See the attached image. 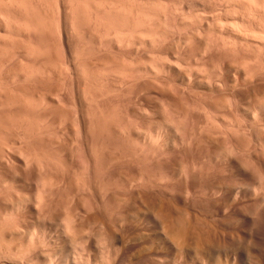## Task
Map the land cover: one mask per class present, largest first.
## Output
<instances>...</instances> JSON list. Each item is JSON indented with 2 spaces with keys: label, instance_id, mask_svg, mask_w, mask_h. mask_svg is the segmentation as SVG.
Here are the masks:
<instances>
[{
  "label": "rangeland",
  "instance_id": "1",
  "mask_svg": "<svg viewBox=\"0 0 264 264\" xmlns=\"http://www.w3.org/2000/svg\"><path fill=\"white\" fill-rule=\"evenodd\" d=\"M16 1L18 0L13 2L12 0H0V243L2 246L4 245L3 249L6 246L7 248L12 246V250L16 248L24 252L26 247L25 251L27 252L29 245L33 243L28 251L30 253L24 252L26 255L28 254L26 259L33 261L32 264H45L46 258L51 259V264H107L108 259L106 258L110 259L108 264H134L136 262L134 254L139 249L133 248L132 245L146 238V245L150 246L148 239L155 238L157 232L159 230L161 232L164 227L162 220L159 218L161 220L159 221L158 218H155L154 212H151L153 206L169 203L172 206L179 204L196 209L191 220L197 214L196 218L204 219L203 223L210 221L215 227L220 226L218 228H224L223 223L229 224L225 230L221 229V231H225L227 240L232 241V246L229 244L230 241L227 246L225 245L229 246V249L235 248L234 244L242 246L240 249H244V245L249 239L245 236H248L250 226L240 222L243 215L256 214V216L249 217L248 215L247 217L251 220L253 217L256 219H253L257 226L255 230L259 237H264V117L254 121V119L236 111L238 99V102L244 101L251 93L256 94L258 91L261 93L264 91V81L260 83V80H264V76H262L264 75V55L258 51L246 50L242 52V49H237L239 52L236 49H233L232 52L224 51L222 44V47H219L221 50H219L215 45L220 43V39L217 37L216 40L217 35L212 36L213 31L210 29L211 27H208L211 25V21L204 20V25L190 23L183 27L179 26L182 14V17L187 15L190 18L189 15L193 16L195 13L198 14V10V12L203 10L201 12L204 14L208 12L210 16L213 12L212 8L217 10L214 9V14L222 12L223 8L227 9L226 6L230 5L227 2L232 0L223 4L216 0L222 8L218 7L217 3L213 7L211 0H209L212 4L210 7L207 5L210 3L208 0L204 4H200L201 0H189V4L187 2L185 4L184 12L181 8L180 15L179 13L174 15L176 13H171L172 10H170L172 5L174 7L173 2L177 0H117L118 2L115 0L117 3L115 5L120 4L125 7L122 8L119 5L124 10L123 13L120 12L119 16L116 14L117 16L112 17L114 25L116 22L119 24V27H116L117 25L115 27L120 29L121 22L125 20L124 16L129 14L131 28L132 30L135 28L133 31L137 35L144 33L147 27H151L150 29L153 31V26L156 23V16L153 14L150 17L152 19L148 18L151 15L145 18L148 20L144 24V20L140 22L141 17L139 18L137 13L144 8L145 4L151 8L153 5L154 8H161L160 11L163 9L164 14L168 10L169 21L167 22V17H164L168 25L163 19V24L160 27L161 30L168 26L173 29L170 27V32V29L166 28V30L169 29L167 36V31H162L165 39L162 37L166 42L159 41L162 38H157L153 45L135 44L136 46L128 45L129 47L105 41V34L113 30L114 25L111 24L113 28L110 29L111 25L109 24V27L107 23H113V20L109 21L106 14L103 16L102 10L106 1L113 3V0ZM90 1H93L95 6L100 7V11L103 12L97 13L100 16H97L100 20L98 23L103 24L102 28L99 26L100 24L93 23L96 21L97 14H95L96 11H93L94 3L92 4ZM162 1L164 5L160 4ZM184 1L182 2L185 3ZM158 4L168 8L159 7ZM232 5L230 6L232 7ZM230 6L227 7L231 8ZM76 7L78 8L76 9ZM164 9L166 10L164 11ZM201 12L199 14H202ZM124 13L127 15H122ZM165 15L167 16V14ZM105 21L108 22L104 24ZM7 22L11 25L10 28ZM24 22L27 23L26 28H28L29 22L32 25L42 26L43 32L40 28L38 29V26L36 29H30L33 26H29V29L26 30ZM96 24L100 28L94 27ZM146 24L148 25L146 26ZM141 26L144 27L141 28ZM37 29L38 33H36ZM141 30L142 32H140ZM149 33L148 35H151L153 32ZM101 37L102 39H100ZM188 38H191L190 42L187 41ZM206 40H209V43ZM201 46L207 47L205 53L200 51ZM225 49L230 50L229 48ZM161 59L164 60L163 62L174 61L175 64L177 63L178 69L184 72L194 68L199 69L201 70L200 74L204 72L217 74L226 67L234 68L236 65L239 67L238 65L241 63L244 70L247 69L246 72L249 71L251 75L257 74L253 84L255 82L258 91L253 92L256 87L252 82L253 87L251 84L241 86L242 84L238 83L239 87L234 89L236 91L225 90L224 93L222 90L217 95L200 87L186 88L176 83L174 80L176 71L161 76L160 74L136 72V68L150 65L155 60L160 62ZM242 60H245L244 63ZM199 70L198 72H200ZM258 76L261 78H257ZM257 82L259 83L257 84ZM244 86L245 89H242ZM229 91L235 93L231 94ZM227 95L233 98L234 102L230 103L232 106L227 104L228 101L225 98L228 97ZM262 96H260V102H264ZM223 104L225 105L222 106ZM216 105L218 107L220 105V107L217 108ZM206 109L207 112H205ZM215 110L217 111L215 112ZM181 121L186 123L183 124ZM230 123L235 127L229 126ZM168 124L169 126H167ZM178 124L185 126L187 124L188 132L186 130L185 135H183L184 131L182 133L178 128ZM174 131H178L179 134ZM152 139L155 140L154 143H152ZM235 147H240L244 151H237ZM24 154L30 156V159L28 160ZM25 159L27 160L25 161ZM238 163L240 164L238 165ZM233 165L240 167L241 171H238ZM223 183L226 186L230 184V186L239 187L240 185V189L243 191L237 206L229 214H220L214 209V204L228 202L226 194H215L218 188L225 186ZM249 184L258 188L260 199L254 194L255 192L247 191L245 193ZM177 212L181 215L184 211ZM187 215L186 213L183 217L187 218ZM189 215L188 217H191ZM200 218H198L199 221ZM232 218L235 221L234 225ZM99 219L102 222H99ZM211 220L214 222L216 220V223L214 224ZM225 220L228 221L225 222ZM185 221L186 219H184ZM68 222L72 229H67ZM200 222L202 223V221ZM210 222L209 224L207 222L203 227L214 228ZM201 223L200 226L203 225ZM216 224L218 225L216 226ZM258 229L260 232L262 231V234L258 233ZM237 232L240 234L239 238L243 237V241L246 239L245 244L240 243L241 240L238 241ZM233 234L237 241L233 239ZM148 236L149 238H147ZM103 239L105 240L103 241ZM227 240L224 244L227 243ZM10 241L13 245H10ZM105 241L106 243H104ZM106 244L108 247L105 246ZM111 244L114 245V249L110 247L112 251L107 253L106 248L110 250ZM16 249L13 250L14 253H23ZM116 249L117 252H115ZM172 252L165 255L163 259L160 256L158 262L146 259L145 262L137 261L135 264H183L182 258H178L177 253ZM28 256L29 258H27ZM165 257L166 261H164ZM0 259V264L21 263L17 258H12L14 261L3 257Z\"/></svg>",
  "mask_w": 264,
  "mask_h": 264
},
{
  "label": "bare ground",
  "instance_id": "2",
  "mask_svg": "<svg viewBox=\"0 0 264 264\" xmlns=\"http://www.w3.org/2000/svg\"><path fill=\"white\" fill-rule=\"evenodd\" d=\"M14 0H12V2H13ZM19 1V0H18ZM18 1H16V2H18ZM114 1V2H113ZM112 2L113 3H109V2H107L106 1V5H104L105 7H103V12H101L100 11V7H98V6H95V3L92 1H90L92 4L94 3V5H93V11L95 12L96 11V13L95 14H97L99 11V13H103V16L106 14L107 15V17H109V21L110 20H113L112 19V17H115V15L117 14H119L120 12L121 13H123L122 11H124V10H122L120 7H119V5L120 4H118V5H115V4H117L116 2H115V0H113ZM117 1V0H116ZM182 1H184V0H182ZM180 2V0H177V1H174L173 3H174V7H173V5H172V7H171V9L170 10H172V12L171 13H176V14H174V15H177V13H179V15L182 13L181 11H182V9H183V12H184V7H185V4H186V2L189 4V0L188 1H184L185 3H183V2ZM202 2H203V0H201ZM209 1V0H208ZM215 3H214V2ZM211 0V2H212V4H213V7H215V4L217 3V1L216 0ZM228 0H225L224 2H220V0H219V2L218 3H220V4H223V3H225V2H227ZM229 1H231V0H229ZM234 1V2H233ZM262 1V2H261ZM21 2V1H20ZM26 2V1H25ZM75 2V1H74ZM118 2V1H117ZM167 2V1H166ZM193 2V1H192ZM191 2V3H192ZM197 2V1H196ZM200 2V1H199ZM200 3V4H204L205 2H207L206 0L203 2V3ZM210 2V1H209ZM211 2L208 4L207 3V5L210 7L212 4H211ZM23 3V2H22ZM22 3H20V4H22ZM31 3V2H30ZM90 3V4H91ZM100 3V2H99ZM98 3V4H99ZM108 3V4H107ZM123 3V2H122ZM126 3V2H125ZM147 3V2H146ZM184 4V6H183V4ZM193 3H195V1L193 2ZM218 3H217V6L218 7H221V5L219 4L218 5ZM228 3H230V5H232L233 3V5H232V7L230 6V5H227ZM232 3V4H231ZM8 4V3H7ZM14 4V3H13ZM12 4V5H13ZM17 4V3H16ZM27 4V3H26ZM26 4H25V6H26ZM91 4V5H92ZM101 4V3H100ZM100 4H99V6H100ZM143 4V3H142ZM160 4H162V5H164L163 4V1L160 3ZM227 6H230L231 8H228L227 6H226V8L227 9H225V8H223V11L222 12H220L219 10V8H217V9H219L218 11L219 12H216V14H214L213 12H215L214 11V9L215 8H212L213 9V12H212V10H211V8H210V10H211V15L209 16V13L207 12V13H205L204 14V12H201V11H203V10H200V12L203 14H199L200 12H198L197 11V13L198 14H196L195 13V15L193 14V16L191 17L190 15H189V17L190 18H188L187 17V15H186V17H182V15H181V18H180V22H179V26H181V27H183V26H185V25H189L190 23L192 24V23H201V24H203L206 20L209 22V21H211V25L210 26H208V27H211L210 29H212V31H213V33H211L210 31V33L212 34V36L214 35L215 36V34L217 35L216 36V40L219 38L220 39V43H217L218 45H223L224 47V51L226 50V51H233V49H242L241 51L243 52V51H253V52H260V54L262 53L263 55H264V0H232L231 2H227ZM28 5V4H27ZM37 5V4H36ZM73 5V4H72ZM159 5V4H158ZM171 5V4H170ZM181 5V6H180ZM198 5V4H197ZM9 6V5H8ZM15 6H17V5H15ZM121 6V5H120ZM123 6H125V5H123ZM129 6V5H128ZM154 6V5H153ZM152 6V8H151V6H148V5H144V8H143V6H142V8L143 9H141V10H139V12L137 13L138 14V17L140 18V22L141 21H143V24L145 23V21L146 20H148V19H145L146 17H148L149 15H151V16H149L148 18L149 19H152V18H150V17H152V14L153 15H155L156 16V23L154 24V30L152 31L150 28V25H149V27L150 28H148L147 27V29L144 31V33L142 32V30L140 31V32H142V33H140V34H138L137 35V33L135 34V28L132 30V23L130 22V20H129V17L130 16H128L127 15V13H124V14H122V15H127L126 17L124 16V18H125V20L124 21H122L121 22V28L120 29H118V28H116V27H119L118 25V23L116 22V20H115V25H114V20H113V23H107V25H111V24H113L114 25V28H113V25H111V28L110 29H112L113 28V30H110V32L108 31V33H106L105 34V41H108L109 43H115V44H123V45H134V46H136L135 44H140V46L141 45H143V44H145V45H147V44H149V45H153L154 43V41H155V43H156V39L158 38V39H161V40H159V41H164V42H166L164 39H165V36L163 35V32L162 31H164L165 32V30H166V28H169L170 29V27L171 26H168V27H164V30H161L160 29V27L162 26V24H163V19H164V17H167L166 19H167V22L169 21L168 20V10H167V12H165V14H167V16L164 14V12H163V9L160 11V9L161 8H154ZM161 5H159V7H160ZM183 6V7H182ZM188 6V5H187ZM202 6H204V5H202ZM223 6V5H222ZM32 7V6H31ZM122 7V6H121ZM162 7V6H161ZM164 7V6H163ZM162 7V8H163ZM206 7V6H205ZM205 7L203 8L204 10H205ZM25 8V7H24ZM28 8V7H27ZM29 8H30V6H29ZM74 8V7H73ZM78 7H76V9H77ZM122 8H125V7H122ZM132 8V7H131ZM164 8H168V7H164ZM182 8V9H181ZM192 8H194L195 9V7L194 6H192ZM192 8H189L188 7V9H191L192 10ZM197 8H198V6H197ZM208 8V7H207ZM206 8V9H207ZM222 8V7H221ZM12 9H13V7H12ZM35 9V8H34ZM39 9V8H38ZM72 9V8H71ZM80 9V8H79ZM102 9V8H101ZM134 9V8H133ZM201 9V8H200ZM22 10V9H21ZM25 10H27V11H29L28 9H25ZM74 10V9H73ZM129 10H131L132 11V9H129ZM135 10V9H134ZM166 9H164V11H165ZM170 10H169V12H170ZM191 10H189V11H191ZM197 10V9H196ZM216 10V9H215ZM26 11V12H27ZM35 11H36V9H35ZM76 11V10H75ZM78 11H80V10H78ZM126 11V10H125ZM127 11H128V9H127ZM189 11H188V14H189ZM207 11V10H206ZM217 11V10H216ZM4 12V11H3ZM19 12V11H18ZM74 12V11H73ZM81 12V11H80ZM132 12H136V11H132ZM193 12H195V11H193ZM192 12V13H193ZM210 12V11H209ZM120 13V14H121ZM128 13H130L129 11H128ZM170 13V14H171ZM7 14V13H6ZM22 14V13H21ZM32 14V13H31ZM74 14V13H73ZM132 14V13H131ZM169 14V15H170ZM185 14H187V13H185ZM213 14V15H212ZM34 15V14H33ZM80 15V14H79ZM116 15V16H117ZM136 15V14H135ZM34 16H36V15H34ZM98 16V14L96 15V17ZM119 16V15H118ZM171 16V15H170ZM6 17V16H5ZM12 17V16H11ZM98 17H100V16H98ZM97 17V18H98ZM110 17H111V19H110ZM121 18H123L122 16H120ZM137 17V16H136ZM154 17V16H153ZM175 17V16H174ZM3 18V17H2ZM35 18V17H34ZM96 18V21H93V23L95 22V23H97V24H100V23H98V21H100L99 20V18L97 19ZM119 18V17H118ZM118 18H116V19H118ZM123 18V19H124ZM131 18V17H130ZM4 19V18H3ZM2 19V20H3ZM75 19V18H74ZM95 19V18H94ZM100 19H102V18H100ZM104 19H106V18H104ZM138 19V18H137ZM166 19H164V21L166 22ZM13 20V19H12ZM12 20H9V21H12ZM22 20H23V18H22ZM41 20V19H40ZM107 20V19H106ZM205 20V21H204ZM26 21V20H25ZM31 21H33V19H31ZM38 21V20H37ZM90 21V20H89ZM88 21V22H89ZM101 21H104V20H101ZM118 21V20H117ZM119 21H120V18H119ZM136 20L134 19V22H135ZM153 21V20H152ZM161 21H162V23H161ZM204 21V22H203ZM5 22V21H4ZM4 22H3V24H4ZM13 22V21H12ZM15 22V21H14ZM16 22H17V20H16ZM44 22V21H43ZM91 22V21H90ZM106 22H108V21H105V22H103L104 24L106 23ZM138 22H139V20H138ZM139 22V23H140ZM147 22V21H146ZM167 22H166V24H167ZM8 23V22H7ZM25 23V22H24ZM41 23V22H40ZM74 23V22H73ZM86 23V22H85ZM120 23V22H119ZM123 23V24H122ZM154 23V22H153ZM177 23V22H176ZM26 24L27 23H25L24 25V27H25V29L27 30V29H29V26L30 27H32V28H30V29H33V28H37V26H38V29L40 28V30L42 31V26H40V25H36V24H34V25H32V24H30V22H29V24L27 25V27L28 28H26ZM38 24V23H37ZM46 24V23H45ZM95 25L94 27H98V25ZM134 24V23H133ZM136 24H138V23H136ZM135 24V26H137ZM148 24H149V22H148ZM148 24H146V26L148 25ZM205 24V23H204ZM203 24V25H204ZM8 26H9V28H10V24L8 23L7 24ZM19 25V24H18ZM36 25V26H35ZM72 25V24H71ZM78 25H79V23H78ZM93 25V24H92ZM101 25L103 26V24H100L99 26L101 27ZM106 25V26H107ZM110 25H109V27H110ZM117 25V26H116ZM168 25V24H167ZM200 25V24H199ZM209 25V24H208ZM5 26H6V24H5ZM15 26H17V25H15ZM44 26V25H43ZM47 26V25H46ZM90 26H91V24H90ZM89 26V27H90ZM116 26V27H115ZM134 26V27H135ZM138 26H140L139 24H138ZM145 26V25H144ZM144 26H141V28H143ZM164 26V25H163ZM166 26V25H165ZM191 26V25H190ZM198 26V25H197ZM196 26V27H197ZM14 27V26H13ZM100 27H98V28H100ZM105 27V26H104ZM108 27V26H107ZM153 27H152V29H153ZM8 28V27H7ZM23 28V27H22ZM45 28V27H44ZM102 28V27H101ZM140 28V29H141ZM146 28V27H145ZM144 28V29H145ZM191 28V27H190ZM205 28V27H204ZM203 28V29H204ZM16 29H18V28H16ZM37 29V32L36 33H38V30ZM97 29V28H96ZM106 29H108L109 30V28H106ZM143 29V30H144ZM169 29H167V30H169ZM171 29H172V27H171ZM171 29L169 30L170 32H171ZM179 29V28H178ZM182 29V28H181ZM183 29H185V28H183ZM203 29H201V30H203ZM209 29V28H208ZM208 29H206V30H208ZM209 29V30H210ZM7 30V29H6ZM20 30V29H19ZM98 30V29H97ZM102 30V29H101ZM100 30V31H101ZM105 30V29H104ZM138 30V29H137ZM166 30V31H167ZM173 30V29H172ZM29 31V30H28ZM36 31V30H35ZM40 31V32H41ZM46 31V30H45ZM49 31V30H48ZM81 31V30H80ZM114 31V32H113ZM153 33H152V32ZM169 31H167V34H166V36L168 35V32ZM197 31H199V30H197ZM43 32V31H42ZM107 32V31H106ZM149 32H151V33H149ZM193 32V31H192ZM191 32V33H192ZM203 32H204V30H203ZM9 33V32H8ZM18 33V32H17ZM16 33V34H17ZM30 33V32H29ZM47 33V32H46ZM95 33H96V31H95ZM148 33L149 34H151V35H148ZM181 33V32H180ZM187 33V32H186ZM185 33V34H186ZM194 33V32H193ZM209 33V34H210ZM82 34V33H81ZM90 34V33H89ZM175 34V33H174ZM208 34V33H207ZM5 35V34H4ZM18 35V34H17ZM93 35H95V34H93ZM140 35V36H139ZM178 35V34H177ZM180 35V34H179ZM10 36V35H9ZM164 37V39H163V37ZM193 36V35H192ZM192 36H190V37H192ZM195 36V35H194ZM204 36V35H203ZM8 37V36H7ZM90 37V36H89ZM93 37V36H92ZM98 37H100L99 35H98ZM98 37H96V38H98ZM181 37V36H180ZM184 37V36H183ZM218 37V38H217ZM94 38H95V36H94ZM195 38V37H194ZM208 38V37H207ZM210 38H212V37H210ZM100 39H102V37L100 38ZM103 39H104V35H103ZM191 38H188L187 39V41H189ZM199 39V38H198ZM89 40V39H88ZM99 40V39H98ZM194 40V39H193ZM211 40V39H210ZM215 40V39H214ZM215 40V41H216ZM90 41V40H89ZM93 41V40H92ZM104 41V42H105ZM158 41V40H157ZM186 41V40H185ZM186 41V42H187ZM205 41V40H204ZM206 41H208V43H209V40H206ZM214 41V43L216 44V42ZM99 42H101L100 40H99ZM103 42V41H102ZM185 42V43H186ZM190 42V41H189ZM194 42V41H193ZM211 42H213V41H211ZM95 43V42H94ZM202 43V42H201ZM214 43H212L213 45H214ZM98 44V43H97ZM96 44V45H97ZM174 44V43H173ZM178 45H179V43H177ZM194 44V43H193ZM215 45L216 47H218V49H219V47H222V45L221 46H218V45ZM100 45H101V43H100ZM122 45V46H123ZM203 45V44H202ZM93 46V45H92ZM155 46V45H154ZM177 46V45H176ZM99 47V46H98ZM121 47V46H120ZM129 47V46H128ZM157 47V46H156ZM163 47V46H162ZM172 47V46H171ZM180 47V46H179ZM187 47V46H186ZM119 48V47H118ZM140 48V47H139ZM152 48V47H151ZM225 48H229L230 50H228V49H225ZM99 49V48H98ZM142 49V48H141ZM147 49V48H146ZM166 49V48H165ZM185 49V48H184ZM206 49H207V47H203V46H201V49H200V51L202 50L203 52L205 51L206 52ZM39 50V49H38ZM187 50V49H186ZM190 50V49H189ZM194 50V49H193ZM208 50H209V47H208ZM219 50H221V48L219 49ZM223 50V49H222ZM237 50V51H238ZM96 51V50H95ZM168 51V50H167ZM172 51V50H171ZM178 51V50H177ZM236 51V52H237ZM40 52H42V51H40ZM204 52V53H205ZM221 52V51H220ZM239 52V51H238ZM31 53V52H30ZM212 53V52H211ZM250 53V52H249ZM36 54V53H35ZM39 54V53H38ZM42 54V53H41ZM156 54V53H155ZM233 54V53H232ZM240 54V53H239ZM258 54V53H257ZM27 55V54H26ZM33 55V54H32ZM202 55H205V54H202ZM243 55V54H242ZM252 55V54H251ZM158 56V55H157ZM173 56V55H172ZM245 56V55H244ZM129 57V56H128ZM131 57V56H130ZM149 57H151V56H149ZM166 57V56H165ZM178 57V56H177ZM185 57V56H184ZM225 57V56H224ZM243 57V56H242ZM258 57V56H257ZM214 58V57H213ZM150 59H152V58H150ZM163 59V58H162ZM162 59L160 60V62L158 61V62H156V60L152 63V64H150V65H144V66H140L139 68H136V72H144V73H148V74H160V76L163 74V75H169L171 72H175L176 71V76H175V78H174V80H175V82L176 83H179V84H181L182 86H184V87H200V88H202V89H204V90H207L208 92L210 91L212 94H217L219 91H224V93H225V90L226 91H228V90H234L235 88H237V87H239V84L241 83L242 85L241 86H243V85H245V86H249V84H251V82H252V84H253V81L256 79L255 78V75L257 76V74H250L249 73V71L248 72H246V70H244V68H243V66H241V63H239V67H236L235 66V64H234V68H232V66H231V64H230V66L231 67H226V68H224L223 70H221L219 73H217V74H212L211 72H204V73H202V74H200L201 73V70H199V69H191V70H188V71H186V72H184V71H181V69H178L179 67H177V63L175 64L174 63V61H169L168 62V60H167V62H163L162 61ZM182 59V58H181ZM198 59V58H197ZM245 59V58H244ZM246 59H247V57H246ZM154 60V59H153ZM152 60V61H153ZM189 60V59H188ZM191 60V59H190ZM259 60V59H258ZM150 61V60H149ZM149 61H147V63H150ZM176 61V60H175ZM187 61V60H186ZM243 61V60H242ZM245 61V60H244ZM244 61H243V63H244ZM251 61V60H250ZM249 61V62H250ZM256 61V60H255ZM133 62V61H132ZM137 62V61H136ZM156 62V63H155ZM188 62V61H187ZM190 62V61H189ZM197 62V61H196ZM241 62V61H240ZM146 63V64H147ZM191 63V62H190ZM251 63V62H250ZM136 64V63H135ZM138 64V63H137ZM178 64H179V62H178ZM198 64H199V62H198ZM255 64H257V63H255ZM133 65H134V63H133ZM142 65V64H141ZM197 65V64H196ZM251 65H252V63H251ZM136 66V65H135ZM202 66V65H201ZM242 68H241V67ZM245 66V65H244ZM248 66V65H247ZM185 68V67H184ZM183 68V69H184ZM247 68H249V67H247ZM262 68V67H261ZM114 69V68H113ZM128 69V68H127ZM130 69V68H129ZM188 69V68H187ZM202 69V68H201ZM204 69V68H203ZM202 69V70H203ZM219 69V68H218ZM217 69V70H218ZM254 69V68H253ZM263 69V68H262ZM43 70V69H42ZM133 70V69H132ZM198 70L200 71V72H198ZM213 70V69H212ZM255 70V69H254ZM260 70V69H259ZM32 71V70H31ZM34 71V70H33ZM32 71V72H33ZM41 71V70H40ZM206 71V70H205ZM208 71V70H207ZM108 72V71H107ZM217 72V71H216ZM254 72H256V71H254ZM104 73V72H103ZM211 73V74H210ZM215 73V72H214ZM257 73V72H256ZM260 73V72H259ZM32 74V73H31ZM46 74V73H45ZM44 74V75H45ZM107 74V73H106ZM135 74V73H134ZM42 75H43V72H42ZM115 75V74H114ZM261 75V74H260ZM34 76V75H33ZM89 76V75H88ZM124 76V75H123ZM129 76V75H128ZM262 76H264V75H262ZM154 77H156V76H154ZM132 78V77H131ZM160 78V77H159ZM257 78H259V76L257 77ZM261 78V77H260ZM259 78V79H260ZM117 79V78H116ZM119 79V78H118ZM166 79V78H165ZM264 79V78H263ZM159 80V79H158ZM132 81V80H131ZM168 81V80H167ZM256 81V80H255ZM261 81H264V80H260V83H261ZM118 82V81H117ZM155 82V81H154ZM169 82V81H168ZM174 82V81H173ZM135 83V82H134ZM156 83V82H155ZM239 83V84H238ZM259 82H257V84H258ZM118 84V83H117ZM138 84V83H137ZM152 84H153V82H152ZM252 84H251V86H252ZM254 87H256L255 86V82H254ZM159 86V85H158ZM171 86V85H170ZM245 86H244V88H242V89H245ZM250 86V87H251ZM261 86H262V84H261ZM148 87V86H147ZM249 87V88H250ZM253 87V86H252ZM259 87H260V85H259ZM153 88V87H152ZM162 88V87H161ZM166 89H168V88H166ZM241 89V88H240ZM246 89H248L247 87H246ZM252 89V88H251ZM264 89V88H263ZM165 90V89H164ZM190 90V89H189ZM201 90V89H200ZM254 90V89H253ZM258 91V89H257V87H256V89L253 91V92H255V91ZM151 91V90H150ZM168 91V90H167ZM175 91V90H174ZM185 91V90H184ZM194 91V90H193ZM234 91H236V90H234ZM238 91V90H237ZM262 91V90H261ZM166 92V91H165ZM230 92V91H229ZM248 92V91H247ZM221 93V92H220ZM231 93V92H230ZM232 93H235V92H232ZM231 93V94H232ZM244 93V92H243ZM245 93H246V90H245ZM249 93V92H248ZM222 94V93H221ZM238 94H240V93H238ZM242 94V93H241ZM250 94V93H249ZM251 94H253V93H251ZM247 95L248 97H247V99H245L244 101H240V102H238V100H237V102H236V111L240 114V113H242V114H245L247 117H249V118H252V119H254V121L257 119V118H261V117H264V102H260V96H262V95H264V91H262V93L261 92H257L256 94H253V95ZM163 95V94H162ZM193 95V94H192ZM218 95V94H217ZM245 95V94H244ZM213 96V95H212ZM228 96V95H227ZM234 96H236V95H234ZM202 97V96H201ZM237 97V96H236ZM240 97V96H239ZM263 98H264V96H262ZM197 98H198V96H197ZM226 99H227V101H228V103L227 104H229V105H231L230 103L232 102H234L233 101V98H231L230 96H228V97H225ZM237 99V98H236ZM221 100V99H220ZM264 100V99H263ZM262 101V100H261ZM198 102V101H197ZM223 102V101H222ZM200 103V102H199ZM217 103V102H216ZM221 103V102H220ZM186 104V103H185ZM187 104H189V103H187ZM214 104V103H213ZM226 104V105H227ZM202 105V104H201ZM225 104H223L222 106H224ZM206 106V105H205ZM209 106V105H208ZM217 106V105H216ZM228 106V105H227ZM227 106H226V109H227ZM232 106V105H231ZM230 106V107H231ZM187 107V106H186ZM207 107V106H206ZM219 107H220V105H219ZM218 106H217V108H219ZM202 108V107H201ZM208 108V107H207ZM223 108V107H222ZM225 108V107H224ZM228 108H229V106H228ZM193 109V108H192ZM205 109V108H204ZM141 110V109H140ZM187 111V110H186ZM189 111V110H188ZM217 110H215V112H216ZM224 111H226V110H224ZM205 112H207V109H206V111ZM144 113V112H143ZM146 113V112H145ZM181 113H183V112H181ZM187 113V112H186ZM153 114V113H152ZM207 114V113H206ZM232 114V113H231ZM150 115V114H149ZM176 115V114H175ZM186 115V114H185ZM212 115V114H211ZM218 115V114H217ZM227 115V114H226ZM179 116V115H178ZM186 117V116H185ZM209 117H210V115H209ZM224 117V116H223ZM226 117V116H225ZM218 118V117H217ZM185 119V118H184ZM187 119V118H186ZM211 119V118H210ZM221 119V118H220ZM225 119H227V117L225 118ZM179 120V119H178ZM178 120H177V123H178ZM183 120V119H182ZM212 120V119H211ZM215 120V119H214ZM222 120V119H221ZM221 120H219V121H221ZM180 121V120H179ZM213 121V120H212ZM226 121V120H225ZM233 121V120H232ZM166 122V121H165ZM164 122V123H165ZM182 122V121H181ZM181 122H179V123H181ZM184 122V121H183ZM182 122V123H183ZM211 122V121H210ZM223 122V121H222ZM229 122V121H228ZM160 123V122H159ZM162 123V122H161ZM172 123V125H173V122H170V124ZM175 123H176V121H175ZM186 123V122H185ZM185 123H183V124H185ZM214 123V122H213ZM216 123H219V122H216ZM247 123V122H246ZM252 123H253V121H252ZM256 123V122H255ZM177 125L178 126V128L179 129H181V131H182V133H183V131H184V134L183 135H185V132H186V128L188 127L187 126V124H186V126L185 125ZM208 124V123H207ZM235 124V123H234ZM239 124V123H238ZM263 124V123H262ZM194 125V124H193ZM213 125V124H212ZM219 125V124H218ZM242 125V124H241ZM259 125V124H258ZM261 125V124H260ZM162 126H163V124H162ZM167 126H169V124L167 125ZM167 126H166V128H167ZM173 126H176V124L175 125H173ZM208 126V125H207ZM214 126H215V124H214ZM224 127H225V125H223ZM227 126V125H226ZM229 126H232V123H230V125ZM237 126V125H236ZM204 127V126H203ZM212 127V126H211ZM219 127V126H218ZM217 127V128H218ZM232 127H235V126H232ZM251 127V126H250ZM165 128V129H166ZM170 128H172V127H170ZM175 128V127H174ZM178 128H176L177 130H178ZM210 128V127H209ZM220 128V127H219ZM227 128H228V126H227ZM230 128V130H231V127H229ZM240 128V127H239ZM161 129H162V127H161ZM236 129V128H235ZM155 130V129H154ZM167 130V129H166ZM209 130V129H208ZM222 130V129H221ZM225 130V129H224ZM228 130V129H227ZM260 130V129H259ZM170 131V130H169ZM168 131V132H169ZM203 131V130H202ZM207 131V130H206ZM212 131V130H211ZM219 131V130H218ZM226 131V130H225ZM234 131V130H233ZM263 131V130H262ZM129 132V131H128ZM145 132V131H144ZM150 132V131H149ZM149 132H147V133H149ZM153 132V131H152ZM160 132V131H159ZM174 132H176V131H174ZM187 132H188V130H187ZM186 132V133H187ZM205 132V131H204ZM238 132V131H237ZM240 132V131H239ZM244 132V131H243ZM158 133V132H157ZM176 133H178L179 134V132L177 131ZM181 133V132H180ZM200 133V132H199ZM213 133H215V132H213ZM245 133V132H244ZM151 134V133H150ZM173 134V133H172ZM211 134V133H210ZM240 134V133H239ZM259 134V133H258ZM262 134V133H261ZM146 135V134H145ZM148 135V134H147ZM158 135V134H157ZM220 135V134H219ZM218 135V136H219ZM238 135V134H237ZM236 135V136H237ZM160 136V135H159ZM179 136V135H178ZM212 136V135H211ZM210 136V137H211ZM215 136V135H214ZM247 136V135H246ZM258 136V135H257ZM146 137V136H145ZM148 137V136H147ZM146 137V138H147ZM221 137V136H220ZM222 137H223V135H222ZM151 138V137H150ZM153 139L155 138V137H152ZM149 139V138H148ZM153 139H152V141H153ZM175 139V138H174ZM235 139V138H234ZM261 139V138H260ZM145 140V139H144ZM150 140V139H149ZM226 140V139H225ZM240 140V139H239ZM142 141V140H141ZM155 141V140H154ZM154 141L152 142V143H154ZM158 142H159V140H157ZM168 141H169V139H168ZM174 141V140H173ZM224 141V140H223ZM251 141V140H250ZM253 141V140H252ZM255 141V140H254ZM263 141H264V139H263ZM150 142V141H149ZM157 142V143H158ZM166 142V141H165ZM183 142V141H182ZM217 142V141H216ZM247 142V141H246ZM156 143V142H155ZM169 143V142H168ZM189 143V142H188ZM151 144V143H150ZM236 144V143H235ZM147 145V144H146ZM223 145V144H222ZM241 145V144H240ZM251 145H252V143H251ZM257 145V144H256ZM235 146V145H234ZM264 148V147H263ZM245 149V148H244ZM235 150H237V151H239L240 150V152H241V150H242V152L244 151L243 149H241L240 147H235ZM231 152H232V149L230 150ZM24 152V151H23ZM27 152V151H26ZM18 154V153H17ZM20 154H21V152H20ZM19 154V155H20ZM233 154V153H232ZM246 154V153H245ZM23 155V154H22ZM24 155H26V154H24ZM31 155V154H30ZM234 155V154H233ZM249 155V154H248ZM21 156V155H20ZM27 156V155H26ZM25 157V156H24ZM30 157V156H29ZM28 156H27V159L29 160L30 158H29ZM31 157H32V155H31ZM250 157V156H249ZM34 158V157H33ZM231 158V157H230ZM235 158H236V156H235ZM239 158V157H238ZM253 158V157H252ZM27 159H25V161L27 160ZM32 159V158H31ZM221 159V158H220ZM237 159V158H236ZM247 159V158H246ZM245 159V160H246ZM224 160V159H223ZM226 160H228V159H226ZM239 160V159H238ZM238 160H237V162H238ZM245 160H243L244 162H245ZM253 160V159H252ZM24 161V162H25ZM232 161V160H231ZM236 161V160H235ZM240 161V160H239ZM32 162V161H31ZM34 162V161H33ZM226 162V161H225ZM236 162V163H237ZM27 163V162H26ZM255 163V162H254ZM234 164V163H233ZM240 163H238V165H239ZM244 164V163H243ZM242 164V165H243ZM233 166H235V165H233ZM254 166V165H253ZM256 166V165H255ZM236 168H237V170L238 171H241V168L239 167H237V166H235ZM248 167V166H247ZM251 167V166H250ZM235 168V169H236ZM249 168V167H248ZM258 169V168H257ZM256 170V169H255ZM237 171V172H238ZM248 171H250V170H248ZM259 171V170H258ZM43 175V174H42ZM239 175V174H238ZM53 177V176H52ZM49 178V177H48ZM261 178V177H260ZM201 179V178H200ZM52 182H53V180H52ZM143 182V181H142ZM263 182V181H262ZM261 182V183H262ZM45 183V182H44ZM50 183V182H49ZM139 183V182H138ZM258 183H260V182H258ZM143 184H145V183H143ZM223 184H225V183H223ZM222 184V185H223ZM46 185V184H45ZM48 185V184H47ZM50 185V184H49ZM83 185V184H82ZM221 185V186H222ZM228 185V184H227ZM244 185V184H243ZM229 186H230V184H229ZM226 186V184H225V186L223 185L222 187H220V188H218L217 190H216V193L215 194H226L227 195V198H228V202L226 203V202H224V203H226V204H214L215 205V210L218 212V213H220V214H229V212H231V211H233L234 210V208L237 206V203L240 201V197L243 195V191H241L242 189H240V185H239V187L238 186ZM259 186H261V185H259ZM262 187V186H261ZM264 187V186H263ZM263 187L261 188V189H263ZM213 188V187H212ZM260 188V187H259ZM144 189V188H143ZM216 189V188H215ZM246 189V188H245ZM245 189H243L244 191H245ZM257 190H258V188L257 187H255L253 184H249V185H247V189H246V192L245 193H247V191L248 192H250V193H254L255 195H259V193L257 192ZM259 191H260V193H261V190L259 189ZM263 191V190H262ZM258 194H257V193ZM203 193V192H202ZM214 194V195H215ZM249 194V193H248ZM254 194H253V196H254ZM262 194V193H261ZM260 194V195H261ZM144 195H146V194H144ZM225 195V196H226ZM141 196V195H140ZM216 196V195H215ZM221 196V195H220ZM219 196V197H220ZM223 196V195H222ZM224 196V197H225ZM246 196V195H245ZM248 196V195H247ZM251 196V198H252V195H250ZM256 196V197H257ZM142 197V196H141ZM144 197V196H143ZM204 197V196H203ZM255 197V196H254ZM259 197V199H260V196H258ZM43 198V197H42ZM195 198V197H194ZM206 198V197H205ZM217 198V197H216ZM226 198V197H225ZM226 198V199H227ZM244 198V197H243ZM41 199V198H40ZM39 199V200H40ZM138 199V198H137ZM203 199V198H202ZM141 200V199H140ZM222 200V199H221ZM246 200V199H245ZM250 200V199H249ZM144 201H145V199H144ZM165 201V200H164ZM219 201V200H218ZM40 202V201H39ZM168 202V201H167ZM167 202H165V203H167ZM87 203V202H86ZM153 203V202H152ZM163 203V202H162ZM187 204V203H186ZM155 205V204H154ZM158 205V204H157ZM167 205H171L170 203L169 204H167ZM167 205H164V204H162L161 206L160 205H158V206H153V211H151V212H154L153 214H154V216H156L155 218H158V220H159V218L162 220V223H164V224H162L164 227L162 228L163 230L160 232V230L157 232V234H156V236H155V238H153V239H148V241H149V244H150V246H147L146 244H147V240H146V238L145 237H143V238H145V240H140L139 242H137V243H135V244H133L132 245V247L133 248H135V249H139L138 250V252L136 253V254H134L136 257H135V259H136V262L138 261V262H142V261H144V260H146V259H150V260H155V261H159L160 260V256L162 257L161 259H163V257L165 256V255H167L169 252H176L177 253V255L179 256L178 258H182L181 259V261H183L184 263L183 264H264V240H262L264 237L262 236H260L259 237V235L257 234V231L255 230L256 229V227L257 226H255L256 225V223L254 222V220L253 219H255L254 217H253V219L251 220V219H249L247 216L249 215H247V216H244L243 215V217H242V220L240 221V219H239V221L242 223V222H244L245 223V225H248V226H250V230H249V232H248V236H245V237H249V239H248V241H246V239L243 241L242 239H243V237H241L240 236V238H239V233L237 232V236L236 237H238V241L240 242V240H241V242L240 243H244L245 244V241L247 242L246 243V245H244L245 247H244V249H240V247L242 248V246H239V248H237L238 246H236L235 244L233 245L235 248H232V249H229V246L228 247H226L227 245H228V243H229V241L227 240V235H226V233H225V231L223 232V231H221V229L222 230H225V227H228V225H226V224H224L223 223V225L222 226H224V228L223 227H221V228H218V227H220V226H218V227H215V225H213L210 221H204V223H203V220L204 219H202V218H200V217H197L196 218V216H198L197 214H196V216L193 218V220H191V218H192V215L194 214V212L196 211V209H194V208H191V207H186V206H184V205H179V204H177V206H176V204H175V206H167ZM247 205V204H246ZM138 206V205H137ZM239 206V205H238ZM214 207V206H213ZM253 208V207H252ZM149 209V208H148ZM263 209H264V207H263ZM141 210V209H140ZM150 210H152V209H150ZM143 211V210H142ZM149 211V210H148ZM147 211V212H148ZM177 211H184L182 214L185 216V214L187 213L189 216H191V217H188V215L186 216L187 218H184L183 217V215L181 216ZM236 211H237V209H236ZM261 211V210H260ZM138 212V211H137ZM146 212V211H145ZM151 212H150V214H151ZM176 212H177V214H176ZM240 212V211H239ZM149 213V212H148ZM255 213V212H254ZM264 213V212H263ZM179 214V215H178ZM179 217H177V216ZM263 215V214H262ZM163 217V218H161V217ZM180 216H181V219L183 220H181L180 219ZM202 216V215H201ZM252 216H256V214H253V215H249V217H252ZM204 217V216H203ZM215 217V216H214ZM230 217V216H229ZM1 218V217H0ZM70 218V217H69ZM138 218H139V216H138ZM198 218H200V221H202V223H203V225H201L200 226V221L198 220ZM218 218V217H217ZM259 218H261V217H259ZM136 219V218H135ZM184 219H186V221L187 220H189L188 222H184ZM202 219V220H201ZM212 219V218H211ZM221 219V218H220ZM2 220V219H1ZM138 220V219H137ZM161 220H159V221H161ZM217 221L219 220V219H216ZM216 220H215V222H214V220H211V221H213L214 222V224L216 223ZM232 220H233V218H232ZM256 220V219H255ZM97 221V219L95 220V222ZM101 220L99 219V222H100ZM223 221V220H222ZM221 221V222H222ZM226 221H228V220H225V222ZM6 222V221H5ZM94 222V221H93ZM102 222V221H101ZM158 222V221H157ZM207 224H209V222L213 225V227L214 228H212V227H209V229H206V228H208V227H203V226H206V223ZM230 222V221H229ZM233 222H235L234 220L232 221V224L234 225V223ZM236 222L238 223V220H236ZM7 223V222H6ZM69 223V222H68ZM128 223V222H127ZM161 223V222H160ZM201 223V224H202ZM231 224V223H230ZM239 224V223H238ZM72 225V224H71ZM95 225H96V223H95ZM110 225V224H109ZM132 225V224H131ZM211 225V226H212ZM218 224H216V226H217ZM5 226V225H4ZM237 226H239V225H237ZM65 227H67V226H65ZM105 227V226H104ZM133 227V226H132ZM231 227H233V226H231ZM70 228V223L68 224V228L67 229H69ZM103 228V227H102ZM205 228V229H204ZM216 228H218V229H216ZM234 228H236V227H234ZM233 228V229H234ZM70 229H72V228H70ZM212 229H216V230H212ZM227 229V228H226ZM231 229V228H230ZM238 229H240V228H238ZM242 229V228H241ZM5 230V229H4ZM126 230V229H125ZM235 230V229H234ZM247 230V229H246ZM115 231V230H114ZM157 231V230H156ZM258 231H259V229H258ZM262 231H263V228H262ZM261 231V232H262ZM1 232V231H0ZM16 232V231H15ZM118 232V231H117ZM116 232V233H117ZM229 232V231H228ZM245 232V231H244ZM260 231L258 232L259 234L261 233ZM7 233V232H6ZM111 233V232H110ZM115 233V232H114ZM142 233V232H141ZM161 233V234H160ZM234 233H236V232H234ZM247 233V232H246ZM112 234H113V232H112ZM153 234V233H152ZM228 234V233H227ZM262 234V233H261ZM103 235V234H102ZM116 235V234H115ZM140 235V234H139ZM144 235V234H143ZM148 235V234H147ZM230 235V234H229ZM234 235V234H233ZM232 235V236H233ZM242 235V234H241ZM264 235V234H263ZM4 236V235H3ZM13 236V235H12ZM113 236V235H112ZM135 236V235H134ZM154 236V235H153ZM152 236V237H153ZM101 237V236H100ZM110 237H111V235H110ZM128 237V236H127ZM160 237H161V239H160ZM235 237V235L233 236V239L234 240H236V237ZM105 238V237H104ZM136 238V237H135ZM142 238V239H143ZM147 238H149V236L147 237ZM151 238V237H150ZM230 238V237H229ZM98 239V238H97ZM106 239V238H105ZM105 239H103V241L105 240ZM231 239V238H230ZM233 239H231V240H233ZM1 240V239H0ZM5 240V239H4ZM102 239H100V241H101ZM226 240H227V243L226 244H224L225 242H226ZM233 240V241H234ZM137 241V240H136ZM151 241V242H150ZM237 241V240H236ZM2 242V241H1ZM102 242V241H101ZM100 242V243H101ZM232 241H230V245L232 244L231 243ZM3 243V242H2ZM5 243V242H4ZM10 243V245H13L12 243H11V241L9 242ZM32 243V242H31ZM104 243H106V241L104 242ZM114 243V242H113ZM239 243V244H240ZM30 244V243H29ZM33 244V243H32ZM31 244V245H32ZM36 244V243H35ZM102 244V243H101ZM236 244H238V243H236ZM31 245H29L30 247H31ZM38 245V244H37ZM103 245V244H102ZM226 245V246H225ZM4 246V245H3ZM3 246H2V244L0 243V257H3V258H5V259H11L12 261H14L12 258H17V259H19V261L21 262L20 264H32L31 262H33L31 259H26V256L28 255H26L25 253H30V252H28L29 251V248L30 247H28V250H27V252L25 251V248L24 247H22V248H24V252L23 251H21L20 249V251L21 252H23V253H14V251L13 250H15V249H11V247L12 246H9L8 248H7V246H6V248L5 249H3ZM19 246H21V245H19ZM28 246V245H27ZM39 246V245H38ZM105 246H107V244L105 245ZM113 244H111L110 246H109V249L110 250H108V248H106V250H107V253H110V252H108V251H112V249H114L113 248ZM232 246V245H231ZM15 247H17L18 248V246H15ZM33 247V246H32ZM42 247V246H41ZM44 247V246H43ZM85 247V246H84ZM108 247V246H107ZM112 249H111V248ZM13 248V247H12ZM118 249H119V247H117ZM127 249V248H126ZM17 251H19L18 249H16ZM34 250V249H33ZM33 250H30V251H33ZM102 250V249H101ZM120 250V249H119ZM77 251V250H76ZM125 251V250H124ZM161 251V252H160ZM115 252H117V249H116V251ZM172 252V253H173ZM160 253H162V255H160ZM104 254V253H103ZM103 254H102V257H103ZM79 255V254H78ZM171 255V254H170ZM31 256V255H30ZM75 256V255H74ZM169 256V255H168ZM129 257V256H128ZM27 258H29V256L27 257ZM80 258V257H79ZM104 258V257H103ZM102 258V259H103ZM175 258V257H174ZM34 259V258H33ZM106 259H108L107 260V264L109 263V258H106ZM177 259V258H176ZM1 260V259H0ZM16 260V259H15ZM51 259H47L46 258V263L45 264H51V262L52 261H50ZM80 260V259H79ZM18 261V262H19ZM37 261V260H36ZM117 261V260H116ZM147 261V260H146ZM163 261V260H162ZM164 261H166V257H165V260ZM69 262V261H68ZM74 262H76V261H74ZM105 262H106V260H105ZM135 262V263H136ZM145 262V261H144ZM151 262V261H150ZM176 262V261H175ZM10 263V262H9ZM38 263V262H37ZM134 263V264H135ZM153 263H154V261H153ZM5 264V263H4ZM143 264V263H142ZM150 264V263H149ZM156 264V263H155ZM179 264V263H178Z\"/></svg>",
  "mask_w": 264,
  "mask_h": 264
}]
</instances>
